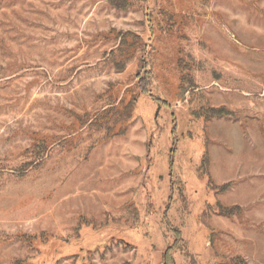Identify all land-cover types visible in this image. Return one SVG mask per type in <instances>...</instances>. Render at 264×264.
Wrapping results in <instances>:
<instances>
[{
	"label": "rangeland",
	"instance_id": "1",
	"mask_svg": "<svg viewBox=\"0 0 264 264\" xmlns=\"http://www.w3.org/2000/svg\"><path fill=\"white\" fill-rule=\"evenodd\" d=\"M168 249L264 264V0H0V264Z\"/></svg>",
	"mask_w": 264,
	"mask_h": 264
},
{
	"label": "trees",
	"instance_id": "2",
	"mask_svg": "<svg viewBox=\"0 0 264 264\" xmlns=\"http://www.w3.org/2000/svg\"><path fill=\"white\" fill-rule=\"evenodd\" d=\"M144 92H147L146 88L144 87ZM179 237V236H178ZM163 264H174L173 257L171 255V249H168V251L165 254V261Z\"/></svg>",
	"mask_w": 264,
	"mask_h": 264
}]
</instances>
